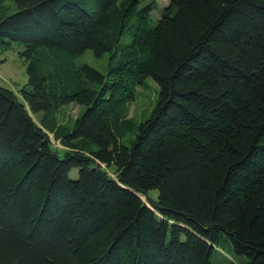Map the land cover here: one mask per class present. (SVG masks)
I'll list each match as a JSON object with an SVG mask.
<instances>
[{"label": "trees", "instance_id": "1", "mask_svg": "<svg viewBox=\"0 0 264 264\" xmlns=\"http://www.w3.org/2000/svg\"><path fill=\"white\" fill-rule=\"evenodd\" d=\"M8 1L0 57L21 43L31 62L0 86V264H214L225 240L264 264V0ZM43 49L108 54L106 73L65 82Z\"/></svg>", "mask_w": 264, "mask_h": 264}, {"label": "rangeland", "instance_id": "2", "mask_svg": "<svg viewBox=\"0 0 264 264\" xmlns=\"http://www.w3.org/2000/svg\"><path fill=\"white\" fill-rule=\"evenodd\" d=\"M159 7L166 5V0H158ZM7 12H14L17 7L13 0H9L6 4ZM129 36H125L124 41L128 40ZM26 47L21 43H15L13 49L0 57L5 60L0 64V86L18 91L28 82L27 64L29 58L24 57ZM34 51V50H33ZM31 60L47 73L59 75L65 82L76 79L75 73L83 65L87 64L106 73L109 55L98 58L92 51H87L78 57H70L59 51H50L48 49L36 50L31 53ZM28 59V60H26ZM74 78V79H73ZM158 97V85L151 79H147L145 85L138 87L134 101L128 106L129 119L132 122V129L134 131L138 124L150 113L154 107ZM84 107L77 103H69L53 112L56 119L66 125H71L75 119L83 112ZM43 113L32 115L33 119L39 124ZM78 170H73L72 178H77ZM157 195L156 192H154ZM146 200V199H144ZM223 251L218 250L213 256L214 264H246L247 258L244 256H237L230 241H224L222 244Z\"/></svg>", "mask_w": 264, "mask_h": 264}]
</instances>
